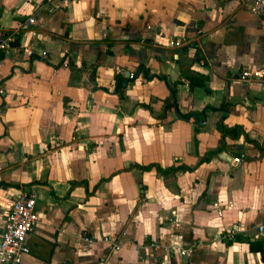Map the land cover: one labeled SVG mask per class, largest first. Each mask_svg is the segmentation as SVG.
<instances>
[{
    "label": "crops",
    "instance_id": "obj_1",
    "mask_svg": "<svg viewBox=\"0 0 264 264\" xmlns=\"http://www.w3.org/2000/svg\"><path fill=\"white\" fill-rule=\"evenodd\" d=\"M250 1L0 0V231L18 191L37 193L19 264H264Z\"/></svg>",
    "mask_w": 264,
    "mask_h": 264
},
{
    "label": "built area",
    "instance_id": "obj_2",
    "mask_svg": "<svg viewBox=\"0 0 264 264\" xmlns=\"http://www.w3.org/2000/svg\"><path fill=\"white\" fill-rule=\"evenodd\" d=\"M248 10L263 16L264 19V0H251L248 4ZM33 15L28 17L29 22H34ZM184 38L178 37L170 40L171 45L182 44ZM12 36L4 29L0 28V52L8 53L11 48ZM64 65L68 63L64 61ZM264 70L258 68H245L241 71L242 77L263 75ZM242 155L234 157L235 162H239ZM36 190L33 187L21 188L12 203L5 211L3 226L0 231V264H19L24 253L29 251L26 237L29 231L35 225L37 216L35 213ZM214 208L218 215L223 213L224 206L219 201L213 202ZM226 207H231L232 203L228 202ZM256 229L260 233H264V220L257 224ZM249 226L241 222L233 224L224 234L227 239H233L236 234L247 230ZM86 241H90L88 236H84ZM113 250L120 248V243H112ZM182 254L186 253L185 249H181ZM98 264H105L104 258L100 259Z\"/></svg>",
    "mask_w": 264,
    "mask_h": 264
},
{
    "label": "trees",
    "instance_id": "obj_3",
    "mask_svg": "<svg viewBox=\"0 0 264 264\" xmlns=\"http://www.w3.org/2000/svg\"><path fill=\"white\" fill-rule=\"evenodd\" d=\"M198 77L191 76L192 82L195 84H202L203 80L200 75H197ZM124 86L123 82L119 79V76L116 75V87L117 89H121ZM121 93V92H120ZM169 105L168 103L166 104ZM253 143L259 148L260 153H264V145H261L258 141L253 140Z\"/></svg>",
    "mask_w": 264,
    "mask_h": 264
},
{
    "label": "water",
    "instance_id": "obj_4",
    "mask_svg": "<svg viewBox=\"0 0 264 264\" xmlns=\"http://www.w3.org/2000/svg\"><path fill=\"white\" fill-rule=\"evenodd\" d=\"M239 147H241V144L239 145Z\"/></svg>",
    "mask_w": 264,
    "mask_h": 264
}]
</instances>
